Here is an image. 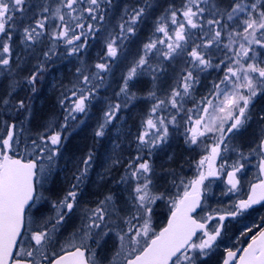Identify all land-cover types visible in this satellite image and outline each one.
I'll return each mask as SVG.
<instances>
[{
    "label": "snow or ice",
    "instance_id": "6c2138e0",
    "mask_svg": "<svg viewBox=\"0 0 264 264\" xmlns=\"http://www.w3.org/2000/svg\"><path fill=\"white\" fill-rule=\"evenodd\" d=\"M64 61L71 78L38 110ZM97 112L93 146L66 157ZM181 139L199 159L178 170ZM61 159L74 171L56 191ZM93 172L105 191L88 192ZM216 180L227 203L213 207ZM256 205L264 0H0V264H264V217L230 235Z\"/></svg>",
    "mask_w": 264,
    "mask_h": 264
},
{
    "label": "trees",
    "instance_id": "16d2710c",
    "mask_svg": "<svg viewBox=\"0 0 264 264\" xmlns=\"http://www.w3.org/2000/svg\"><path fill=\"white\" fill-rule=\"evenodd\" d=\"M147 31V29H145V32ZM42 100H43V107L42 109H47L52 103V99H48L46 96L43 97L41 96ZM140 108H144L145 106L144 105H140L138 106ZM138 107L136 109H138ZM41 110V109H40ZM99 113L97 112L94 116H93V119L91 121H89V127H85L83 128V130H77L76 133L73 134V136L71 137L70 139V143L68 145V152L66 153V157L67 156H71L73 157V159L75 157H78L82 154V151H86L88 147H92L93 144H92V140H91V137H90V132H91V126L94 125L95 123V119H96V116L98 115ZM130 123V122H129ZM182 141V139H181ZM179 142V144H175V146H173L174 148V152L176 153L177 155V164L174 165L178 170H180L179 166L180 164L185 160H191L192 158V153L190 152H187L184 150L183 148V142ZM97 151H98V154L101 158V161L103 160L104 158V155H105V146H99L97 145ZM178 148H180L181 152L179 153L177 150ZM60 164L61 165H66V170L64 173H62L60 176H58L56 178V184L53 185L54 187V190L58 191L61 187L64 186V177L65 176H71V175H68V172L70 170V168L73 169L74 171V165H73V162L71 160H65V159H61L60 160ZM188 163H183V169L185 170V174L186 172H188L190 169L188 168ZM101 169H100V166H99V162L97 163V167H96V172H99ZM96 172H93L91 174V182L87 185V190L89 193H94V192H103L105 191L104 187L103 186H100L98 185L97 183V179L95 178L96 177ZM88 198H93L91 196H89ZM166 216V210H162L161 208H159L157 210V215L156 217L154 218V220H160V223L162 224L163 221H164V218Z\"/></svg>",
    "mask_w": 264,
    "mask_h": 264
},
{
    "label": "flooded vegetation",
    "instance_id": "af4514ba",
    "mask_svg": "<svg viewBox=\"0 0 264 264\" xmlns=\"http://www.w3.org/2000/svg\"><path fill=\"white\" fill-rule=\"evenodd\" d=\"M199 156L196 153H192V158L197 159ZM252 164H255V160L252 161ZM190 171V170H189ZM188 171V172H189ZM186 172V176L187 177H191L194 172L192 173H188ZM256 173L257 170L255 167H253L252 165H249L246 171V174L244 175V186H243V192L240 195H246L247 191H248V182L249 181H253L255 180L256 177ZM225 188L224 182L223 180H216L212 183L211 185V193H214L215 195H211L209 196V204L212 205L213 207H217L221 205V202L223 203H227V198H223L219 196V193L221 191H223ZM261 217H264V206L261 205H256L254 206V208L252 210H250L249 214L246 215V217L239 223L237 224L235 227H232L230 225V235H232L233 233L238 235V229H242L244 227L245 224L247 225H251L253 223H259ZM233 241H225V244L227 246H230L231 243ZM222 251V248H221Z\"/></svg>",
    "mask_w": 264,
    "mask_h": 264
},
{
    "label": "rangeland",
    "instance_id": "374dc122",
    "mask_svg": "<svg viewBox=\"0 0 264 264\" xmlns=\"http://www.w3.org/2000/svg\"><path fill=\"white\" fill-rule=\"evenodd\" d=\"M95 54H96V49H92L90 55L91 56H95ZM74 63L75 62H73L72 64H70L67 61L57 62V64L54 66V68H52V69L49 70L47 79L45 81H42L41 84L38 86L40 90H39V92L37 94V99L35 100V105H36V107H37L38 110H40V109L42 110V107L44 106L43 105L44 104L43 103V100L41 99L42 97L40 95L42 93H46V94L54 93L52 91L51 85H52V83H54L56 81H59V80H62L63 79V80H65V82H67V80L71 78L70 73L75 70L74 69V66H73ZM54 102H55V100H54ZM142 109H143V107L140 108L138 110V112H140ZM181 142H183V141H181ZM173 146L176 147L175 144ZM172 151H174V148L172 149ZM197 159H199V157ZM179 168H180V166H179ZM188 168L190 169V171L188 173H191V172L193 173L195 171L194 168H190L189 165H188ZM182 174L185 175V170L184 169L182 171ZM95 178L97 179V175H96ZM160 208L162 210H166V209H164V207L162 205H161ZM154 222H155V224L158 227L161 225L160 220L159 221L158 220H154Z\"/></svg>",
    "mask_w": 264,
    "mask_h": 264
},
{
    "label": "bare ground",
    "instance_id": "6f19581e",
    "mask_svg": "<svg viewBox=\"0 0 264 264\" xmlns=\"http://www.w3.org/2000/svg\"><path fill=\"white\" fill-rule=\"evenodd\" d=\"M40 96H43V97L46 96L48 99L49 98L52 99V102H54V100H55V93H49V94L42 93ZM139 109H140V107H138V109H133V112L130 114L133 117V119L136 118V114L138 113V110ZM129 122L131 123L132 121L130 120ZM177 151L180 153L181 152L180 148H178ZM72 171H73V169L70 168V170L68 172V175H71L72 174Z\"/></svg>",
    "mask_w": 264,
    "mask_h": 264
}]
</instances>
